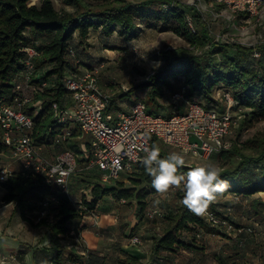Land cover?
I'll use <instances>...</instances> for the list:
<instances>
[{
	"label": "trees",
	"instance_id": "16d2710c",
	"mask_svg": "<svg viewBox=\"0 0 264 264\" xmlns=\"http://www.w3.org/2000/svg\"><path fill=\"white\" fill-rule=\"evenodd\" d=\"M175 1L66 0L76 4L77 9L59 11L53 0H41L39 5L30 3V0H0V96L11 94L14 78L23 67L26 47L36 44L40 50V55L35 58L36 65L41 68L43 77L50 81L51 86L44 92H37L36 100L43 99V109L37 114L33 110L28 112L35 120L36 143L53 144L55 131L47 130L53 123V101L64 103L67 92L64 88V78L73 68L72 59L68 55L70 46L76 49L85 64V43L91 30L102 28L107 33L117 30L128 39L138 37L145 28L173 30L184 37L191 47L163 50L162 66L155 69L145 81L123 90L120 96L131 94L142 87L147 100L143 97L140 99L144 100L147 110L151 112L149 107L161 105L167 88L174 86L175 82H181L187 86L188 96L201 95L203 100H207V103H204L206 107H213L216 103L212 98V91L215 87H223L224 99L225 93L230 92L243 107L244 117L230 147L215 153L222 161L219 168L221 178L228 182V187L222 193L233 192L234 195L240 196L264 191V132L244 140L240 137L243 128L264 122V42L251 46L236 41L216 40L196 5ZM216 5L224 7L222 3ZM188 16L200 27L196 33H192L188 27ZM75 34H78L77 37ZM38 41L40 43H37ZM255 53L259 55L256 56ZM111 104L108 109H111ZM79 134L77 129L73 131V136ZM153 144L160 147L161 158H166L168 154L162 145L157 140H154ZM70 146L79 150L76 142ZM4 148L0 142V153ZM136 168L139 171L132 177L135 184L133 187H124L123 182L108 186L109 183L100 179L99 172L91 175L93 180L87 184V187H90V196L83 194L79 200L81 206L79 202H73L67 194L58 193L54 186L43 182L41 177L31 173L26 176L15 171L6 181L0 183L6 189L1 200L16 202L24 218L45 225L50 230L52 251L51 262L47 264H67V261L73 264H102L105 256L93 252L90 248L87 256L79 251H65L61 238L71 230V221L97 211V204L105 195L116 199H137L139 214L154 205L156 191L151 186V177L141 162ZM189 168L184 166L178 169V174L180 170L188 171ZM81 174L78 171L74 176L80 180ZM137 185L142 187L136 189ZM55 192L60 197V203L52 205L54 220L48 221L45 218L37 222L39 199ZM258 204L264 206V203L258 201L254 208L260 213L263 209L259 210ZM208 208L218 216L221 214L215 200ZM161 218L167 223L162 233L154 240L153 251L168 261L174 260V256L184 249L202 248L199 245L202 238L195 236L197 229H202L204 233L223 232L218 228V224L212 225L204 216L194 215L182 203L175 209L164 211ZM248 227L250 226L237 228L242 230L238 232L240 237L235 241L236 244L244 243L247 246L254 242V238L248 236L255 234L254 231L245 235ZM15 253L17 256V252ZM217 258L219 264H231L228 263V257L219 255ZM119 261L123 264H141L140 259L132 255H127L126 259Z\"/></svg>",
	"mask_w": 264,
	"mask_h": 264
},
{
	"label": "built area",
	"instance_id": "2783aa9c",
	"mask_svg": "<svg viewBox=\"0 0 264 264\" xmlns=\"http://www.w3.org/2000/svg\"><path fill=\"white\" fill-rule=\"evenodd\" d=\"M217 1L233 10L244 3L243 0ZM248 1L256 3L260 0ZM187 21L191 32L196 33L197 27L190 16ZM38 55L40 50L36 44L26 47L23 67L14 78L11 94L0 96V142L5 146L0 157H7L10 161L9 164L0 166V183L15 172V164H20L19 172L22 175H37L43 182L54 186L58 193L68 194L71 176L78 170L79 163L87 160L89 167H97L103 182L111 183L123 173L137 167L145 155L143 147L151 146L154 140L159 144L175 147L179 152L206 160L230 147L228 135L244 117L243 107L230 92L225 93L224 109L220 110L218 107H206L200 95L188 96L185 84L173 91L171 98L176 102L185 101L186 107L183 110L176 108L169 115L149 112L146 103L140 98L130 104L128 112L108 111L111 95L99 86L100 68L86 66L76 49L70 46L68 55L72 59L73 68L64 78V88L67 91L64 103H52L53 123L47 131H55L53 145L56 153L54 157H49L44 145L35 141V120L28 112L33 110L35 113L43 109V99L36 100L37 92H44L51 86L50 81L43 77L41 68L36 65L35 58ZM255 55L258 56L259 53ZM71 122L75 123V128L70 127ZM75 129L80 130V137L89 138L87 142L78 143V151L70 146ZM186 172L185 169L180 170V174ZM170 195V191L163 195L155 193L159 203L147 207L144 215L152 220L163 217L161 198ZM234 196L237 200L240 199L239 195ZM126 201L124 197L119 199L120 203ZM77 202L82 205L81 201ZM38 203L40 210L36 221L45 218L53 221L52 205L60 203L59 195L56 192L48 194L39 199ZM231 209V206L227 207L228 212ZM91 215L97 217L95 213ZM203 216L212 225L222 221L210 208ZM222 222L232 227L227 219ZM247 230L252 231L250 227ZM204 234L202 229L195 231V236L199 239ZM130 243H142L141 236L137 234L130 237ZM72 246L87 256L88 247ZM15 257L14 251H0V262Z\"/></svg>",
	"mask_w": 264,
	"mask_h": 264
},
{
	"label": "rangeland",
	"instance_id": "374dc122",
	"mask_svg": "<svg viewBox=\"0 0 264 264\" xmlns=\"http://www.w3.org/2000/svg\"><path fill=\"white\" fill-rule=\"evenodd\" d=\"M133 2H138L140 0H130ZM177 1V0H176ZM175 1V2H176ZM181 3H189V0H178ZM41 0H30V3H36L40 4ZM55 7L59 11H75L77 9V5L74 3H68L66 0H53ZM244 3L240 5V8L238 9H231L230 7H220L217 6L216 3H219L217 0H194L193 3L198 7L199 11L203 14L204 19L211 31L212 36L216 40L220 41H229V42H241L245 45H256L260 42H264V0H260L256 3H253L248 0H243ZM177 3V2H176ZM190 4V3H189ZM202 5V7H201ZM196 26L195 21L193 22ZM145 27V26H143ZM197 27V26H196ZM200 27H197V30ZM117 32V30H115ZM77 33V32H76ZM91 34V38L89 37ZM30 35V33H29ZM76 37L78 34H75ZM98 38V32L90 31L88 37L86 38V47H89L88 42L94 39ZM37 43H40L38 41ZM184 47H191V45L185 40L184 37L178 35L173 30H161V28H145L143 32L136 38V40L133 42V45H131V48L128 46L122 47L121 54L112 51H104L101 49L102 52V59L98 61V63L104 62L103 68H100L101 66L95 65L100 68L99 71L102 69V73L106 71L107 75L111 78H113L116 82L112 83L113 85L118 86L122 90L129 89V87L134 86L136 84H139L142 81H145L150 74L154 72L155 69L159 68L163 64V58L161 56V52L165 49H180ZM100 52V51H99ZM92 66V67H95ZM105 68V69H104ZM173 80V79H172ZM182 85L181 82H175L174 86L167 88L166 92L169 94L170 92H173L180 88ZM223 87H215L212 91V98L214 99L216 106L219 109H222L225 105V99L222 96L223 93ZM139 94H141V97H143L144 100H147L145 96V90L140 87ZM201 97V95H200ZM169 98V97H168ZM203 100V97H201ZM166 99V98H165ZM164 99V100H165ZM161 102V105L159 107L150 106L149 110L155 114H162V115H169L170 109L168 106L163 105ZM204 103H207V100H203ZM183 110L184 108H180ZM36 114L39 113L38 110L35 112ZM242 119H240V122L233 127L231 133L228 135V140L233 141L235 137L237 136V133L239 132L238 127L241 124ZM70 127L75 128V123L71 122ZM79 132L80 130L77 129ZM241 132V139H247L248 137H252L257 133L264 132V122L257 123L256 125L252 127H245ZM78 136H81V132ZM76 139V138H74ZM88 136L85 138L79 137L76 139V143H80V141H88ZM163 150L169 154L172 152H179L177 148L172 146H166L164 144H161ZM73 147V146H72ZM183 153V152H181ZM185 154V153H183ZM4 162L0 161V165L9 164V159L2 158ZM0 158V160H2ZM222 161L216 157V154H214L209 159L203 160L199 159L196 156L192 154H185V167L192 166H202L207 164H215L220 168V163ZM81 163V162H80ZM11 164V163H10ZM186 169V168H185ZM137 169L136 167L133 168L132 171L123 173L118 180L113 181L108 186L118 185L120 182L124 183V187H133L134 180L133 176H136ZM79 183L83 182L82 185L85 186L88 184V182H91L92 176L89 174H81ZM136 189H140L142 185L135 186ZM170 196L167 198H161V207H163V210H169V209H175L182 200L183 192L181 189L177 188H171L170 190ZM90 193V192H89ZM247 195H240V199L237 200L233 194V192H226V193H217L216 194V207L218 211H220V219L223 221L224 218L229 219L228 223H232V227H230L227 223H223L220 221L218 223V228H220L223 232L218 236L214 233H205L204 237L201 239V243L199 245L202 247L201 249L197 250H191V249H184L181 253H178L175 255V259L168 261L165 259L164 256L159 255L158 253H155L153 251L154 248V240L156 237H158L161 232V229L163 230V227L166 226L167 221L162 219L161 217L152 220L146 219L147 225L144 228V231L142 230V234L139 232L138 235L142 238V243L139 245H142L141 247V264H219L218 262V256L222 255L225 257H228L230 260H228V263H234V264H257L255 263L254 257H252L251 254L245 253L242 254L240 250L235 252L237 248H232L230 244L232 241H228L233 236L230 235L234 231L239 232L240 230L237 229L239 226H246L244 223H240L238 218L242 221L244 219L246 221V218H243L244 216L249 217V221L247 226H250L252 231H254L255 234H257V238H254L255 243L254 245L256 249L261 252L262 247V236L261 229H264V224L261 223V220L259 217H256L257 213L254 208L251 206V200L247 199ZM244 197V199H243ZM261 197V196H260ZM168 199V200H166ZM262 200L261 198H258L257 201ZM103 203L106 206H110V211H113L112 214L118 215V221L120 222V218L122 217L124 220H121L123 223L127 224L128 226L132 225L131 228L124 227L127 230L123 228V237L124 241L126 243L130 242V237L137 235V231L135 229V218L138 217V202L135 198L127 199L126 202L120 203L119 199H116L115 197L111 195H105L102 199ZM154 202V200H153ZM262 202V201H261ZM231 206V212H228L227 207ZM100 207V206H99ZM259 210H264V206L261 204H258ZM261 212V211H260ZM97 214V217L95 215H91L93 219H101V215L99 214V210L93 212ZM91 214V213H89ZM144 215V214H142ZM115 216V215H114ZM256 217V220H255ZM232 219V221H231ZM234 220V221H233ZM236 220V222H235ZM243 220V221H244ZM72 222V221H71ZM245 222V223H247ZM258 222V223H257ZM8 223V225H7ZM7 226H9V222H6L5 219L0 220V227L3 228V231H6ZM156 226L159 228L156 230ZM246 226V227H247ZM161 228V229H160ZM252 231H246L252 232ZM262 235V236H261ZM88 237L94 239L96 236L94 235H88ZM247 238V236H246ZM244 244V243H243ZM68 246V245H66ZM136 246V245H135ZM134 246V247H135ZM243 246V245H241ZM240 247V244L239 246ZM241 248V247H240ZM120 254H111L107 258L109 262L112 264H123L119 260L120 259H126L127 255H129L127 252L121 251ZM123 255L122 257L120 255ZM118 255V258L116 257ZM245 256V257H244ZM106 258V257H105ZM128 259V258H127ZM237 260V262L235 261ZM1 264L4 262H0ZM110 263V264H111ZM104 264V261L102 262Z\"/></svg>",
	"mask_w": 264,
	"mask_h": 264
},
{
	"label": "crops",
	"instance_id": "0c3cea01",
	"mask_svg": "<svg viewBox=\"0 0 264 264\" xmlns=\"http://www.w3.org/2000/svg\"><path fill=\"white\" fill-rule=\"evenodd\" d=\"M92 31L98 32V38L92 41L90 40L88 42V45L90 46L85 48L86 55H84V61H85V65L88 67H92L100 64L99 65L101 66L100 68H103L104 62L98 63V61L102 59L101 49H103L102 50L103 54L105 50L112 52L116 51L117 53L121 54L122 52L120 49L125 46L131 48V45H133V42L137 38L134 37L128 39L127 37L121 35L116 31H113L112 33H107L102 28H98ZM89 37L91 38V34ZM99 48L101 49L99 50ZM107 73L106 71L102 73V69L101 71H99V86L103 91L111 95V101L113 99V103L111 104L110 102L111 109H108V111H112V112L114 111L115 113L119 111L128 112L130 110V104L134 102L136 99L142 98L141 94H139L138 92L139 90L133 91L131 92V94L120 96L123 90L120 89L118 86L112 84L115 83L116 81L113 78L109 77ZM171 93L172 92L168 94L166 92L165 95L162 97L161 102L164 101L162 103V106L163 105L168 106L170 109V113L176 110V108L178 109L182 107L185 108L186 107L185 101H179V102L174 101L171 98ZM222 109H224V106ZM79 137L80 136L78 135L74 136V138L76 139ZM74 138L72 139L73 143H75L76 141V139ZM80 142H84V141H80ZM41 144L44 145L45 151L49 157L55 156L56 151H55V146L53 144H46V143H41ZM2 158L5 157L2 156ZM14 167H15V171H19V169L21 168L20 164H15ZM78 171L79 173L89 174L90 176L99 172L97 167L88 166V160L79 163L78 170L76 171V173H78ZM76 173L74 172L70 178V191L67 194L73 202L79 201L84 193L87 194L88 197L90 196L89 193L90 187H87V184L83 186L81 183H79L78 182L79 180L76 178V176H74V174L76 175ZM91 180L93 179L91 178ZM5 191L6 189L0 185V220L5 219L6 222H9V226H7L6 231H3V228L0 227V251H10V252L14 251L17 252V256L14 259L6 260L2 264L50 263L51 262L50 252L52 251V248H50V245L52 244V238H51L52 233L47 228V226L37 224L36 222L24 218V216L20 214L18 206L15 205L13 202L2 201L1 197L4 195ZM258 198H261L262 200H260V202L262 201L264 203V191H259L246 196V200L247 199L251 200L252 208L256 207ZM102 199L98 202L96 207V210L97 209L99 210L101 219L99 220L93 219L91 214H86L81 219L73 220L70 223L71 230L64 236V238H61L62 243L65 246V251L68 250L69 252L70 251L77 252L79 250L75 248V246L73 247L72 245H78V247L81 248L88 247L93 252L106 257L104 264L111 263L107 258L109 255L120 254L119 252L121 251L127 252L129 255L136 256L138 257V259H141L140 254L142 253L140 252L142 245L137 244L135 246V244H131L130 242L126 243L124 241V238L126 237H123L122 233L127 230L124 227H127L128 225L121 221L124 220L122 217L120 218V222H119L118 215L114 214L115 215L114 216L112 214L114 210L110 211V206L109 207L106 206L103 203ZM154 199L155 201H157L156 197H154ZM256 217H259L261 223L264 224V210H262L260 214H257ZM243 218H246V221L244 219H242L241 221L240 218H238L239 222L244 223V225L245 224L248 225L247 220L249 221L248 219L249 217L244 216ZM146 219L149 220L145 215L142 214H138V217L135 218L134 221L135 229L136 231L139 230L141 234H142V230L144 231V228L147 225L149 226V224H146ZM128 227L131 228L132 225ZM123 228L125 229L124 231ZM158 229L159 228L156 226V230ZM162 231L163 230L161 229V232L159 234H161ZM260 231L263 234V236L261 235L263 240L261 252H259V250L255 248L256 245H254V243L255 241H257L255 239L251 245L249 244L246 246L245 244H243V246H241L242 244H240L241 248L238 247L239 244H236L235 241L239 239L240 234H238V232L236 231L230 234L233 236L232 238H234V239L229 238L228 241H232L230 246L232 248H237L235 252L237 251L240 252V250H242L241 253L244 255L245 253L251 254L252 257H254V260L257 259L255 260V263L264 264V229H261ZM139 232L137 234H139ZM94 234L96 236L94 239L88 237V235H94ZM247 234L248 233L246 232L245 235ZM217 235L221 237L220 234ZM248 236L251 238H257V234H252ZM123 255L121 254L120 256L122 257ZM116 257L118 258V255H116ZM235 261L237 262V260ZM67 264H73V262L67 261Z\"/></svg>",
	"mask_w": 264,
	"mask_h": 264
},
{
	"label": "clouds",
	"instance_id": "9594fccd",
	"mask_svg": "<svg viewBox=\"0 0 264 264\" xmlns=\"http://www.w3.org/2000/svg\"><path fill=\"white\" fill-rule=\"evenodd\" d=\"M193 2L189 0L190 4ZM142 151L145 155L141 164L151 177V186L156 193L163 195L171 188L181 189V203L194 215L203 216L216 199V194L228 187L215 164L192 167L186 173L178 174V169L185 166V154L172 152L161 158V149L156 144L144 146Z\"/></svg>",
	"mask_w": 264,
	"mask_h": 264
}]
</instances>
